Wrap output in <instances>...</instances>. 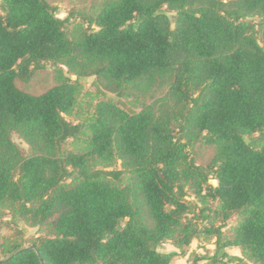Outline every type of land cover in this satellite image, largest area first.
Wrapping results in <instances>:
<instances>
[{"label":"trees","instance_id":"trees-1","mask_svg":"<svg viewBox=\"0 0 264 264\" xmlns=\"http://www.w3.org/2000/svg\"><path fill=\"white\" fill-rule=\"evenodd\" d=\"M98 4L0 0V214L39 233L0 264H172L202 234L216 248L193 264H264V0ZM47 62L55 85H17ZM86 77L104 98L73 122Z\"/></svg>","mask_w":264,"mask_h":264},{"label":"rangeland","instance_id":"rangeland-1","mask_svg":"<svg viewBox=\"0 0 264 264\" xmlns=\"http://www.w3.org/2000/svg\"><path fill=\"white\" fill-rule=\"evenodd\" d=\"M52 4L58 7V16L61 18L67 17L71 13L82 11V12H93L99 5L98 0H51ZM80 21V18L77 19ZM64 71L67 70L65 66H63ZM94 77H86L81 79V92L78 97L77 105L73 110L72 114L68 116V118L73 122L85 121L90 119L95 110V105L98 100L104 98L102 93L98 92V88L93 84ZM57 83V77L55 68L52 63L47 62L44 65L43 69L37 70L30 81H22L17 80V85L24 91H27L32 94H40L50 88L51 86ZM162 89L158 90L155 95L159 96L162 94ZM106 97H114V94L110 92H106ZM257 134H254L255 137ZM250 138V137H248ZM14 140L23 147H27L23 141L17 136H14ZM71 150H83L84 145L80 142L71 141L66 146ZM192 154L196 158L197 162L201 165H206L214 155L213 147L205 144L204 142L196 143L192 149ZM107 169H121V161L117 160L112 163V165L106 167ZM212 183H215L212 180ZM189 202L192 205L193 209H196L197 198L194 195L189 196ZM12 211L6 209L4 213L0 214V257L2 256V249L4 242L7 240H23L24 246H31L32 237L38 236V230L36 227H31L27 225L23 220H18L16 226L15 224L10 223V219L12 218ZM190 217L193 214L189 215ZM238 220L237 215H233L226 223V227L233 225ZM9 223V224H8ZM202 225V224H201ZM215 239H207L205 234H202L200 240H194L193 243L187 247V251L189 255L187 257H177L172 264H193V258L195 253L203 254L214 252L216 245L214 243ZM166 244H172L171 242H166ZM170 247V246H168ZM236 247H231L228 249L233 251ZM161 252L168 251L169 248L164 246V244L160 245L158 248ZM175 249V247H174ZM174 251V250H173ZM238 253L241 254L240 249H238Z\"/></svg>","mask_w":264,"mask_h":264},{"label":"crops","instance_id":"crops-1","mask_svg":"<svg viewBox=\"0 0 264 264\" xmlns=\"http://www.w3.org/2000/svg\"><path fill=\"white\" fill-rule=\"evenodd\" d=\"M164 246H167V248H169L168 251H166V252H171V251H173V250H176V249H174V246H173L172 244H169V245H168V244L164 243ZM168 246H170V247H168ZM238 249H239V248H234L232 252H231V250H229V252H230L231 254H239V253H238ZM181 259H184V258L181 257ZM172 263H174V262H172Z\"/></svg>","mask_w":264,"mask_h":264}]
</instances>
